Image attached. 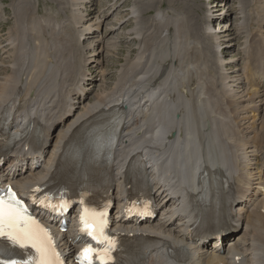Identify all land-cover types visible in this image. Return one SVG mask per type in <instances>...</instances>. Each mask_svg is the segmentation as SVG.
Here are the masks:
<instances>
[{"label":"bare ground","instance_id":"6f19581e","mask_svg":"<svg viewBox=\"0 0 264 264\" xmlns=\"http://www.w3.org/2000/svg\"><path fill=\"white\" fill-rule=\"evenodd\" d=\"M14 8L15 25L9 31L14 35L5 46L10 47L7 55L0 59V125L4 113L14 106L11 132L19 140L0 177L11 179L25 196L54 176L63 162L69 164L70 177L93 168L103 151L97 138L111 131L106 125H89L100 114L114 112L120 126L112 150L114 195L128 199L131 167L149 164L152 172H145L160 211L153 222L139 227L125 222L121 214L115 218L121 232L147 233L162 244L129 264H264V121L244 129L238 117L247 115L249 106L239 108L234 93L238 84L245 83L248 104L254 103L252 111L262 109L264 65H257L253 74L245 71L243 79L223 74L216 83L210 72L198 69L203 65L202 51L189 41L193 30L186 18L160 12L116 86L103 88L95 102H87L89 94L81 81L88 79L86 67L92 58L80 60L76 52L80 38L99 34L94 31L109 15L99 16L92 25L87 22L79 38V31L66 23L39 18V7L35 9L31 0H17ZM83 15L73 16L76 26ZM115 30L110 26L111 33ZM213 31L208 26L207 38L216 37ZM104 42L105 38H98L85 47L98 57ZM5 47L0 44L1 51ZM230 71L232 75L228 65L225 72ZM230 86L235 88L229 90ZM77 135L84 140L72 144ZM22 158L23 163L18 162ZM199 173L202 180L197 184ZM199 197H205L212 217L207 230L230 239L225 253L215 251L217 240L203 247L208 239L204 234L194 241L188 238L190 228L200 220L194 209ZM77 213L73 210L70 219ZM59 237H64L59 240L64 256L74 264L71 251L76 247L70 235Z\"/></svg>","mask_w":264,"mask_h":264},{"label":"rangeland","instance_id":"374dc122","mask_svg":"<svg viewBox=\"0 0 264 264\" xmlns=\"http://www.w3.org/2000/svg\"><path fill=\"white\" fill-rule=\"evenodd\" d=\"M16 1L0 0V44L4 45V47L14 35V33L11 34L10 32L15 25L14 7ZM78 1L31 0L32 6L35 9L39 7L37 9L39 11V18L51 17L54 20L57 19L59 22L66 23L67 26L79 31V38L87 22L92 25L99 16L109 15L108 18L102 20L103 26L101 29L94 31L99 32V34L85 35L83 38H80V46L76 52V56L80 60L92 58L86 67L88 79L81 81L83 86L87 87L86 90L89 94L87 102L94 101L96 94L103 88L111 90L116 86L120 73L126 71L124 67L132 63L131 60L137 58L142 35L146 36L152 32L149 29L155 24L154 19L160 12L173 16L181 15V17L184 16L183 18H186L184 19L185 22L189 23L190 29L193 32L195 31L194 33H190L189 41L194 47L197 44L202 51L201 60L203 61V67L199 66L200 68L198 69L210 72L216 83L219 82L218 79L223 74L227 77L235 76L243 79L245 71L248 70L253 74L258 70L256 68L257 65H264V39L262 38V34L264 33V0ZM80 12H84L83 21L76 26L73 16H77ZM181 13H186V15H182ZM85 17H88L86 21H84ZM110 26L116 27L113 33L110 32ZM208 26L212 27L216 37L207 38L209 35L206 32ZM197 36L198 38H196ZM217 37H219L218 42L215 41ZM98 38H105V42L102 53L97 57L95 52H89L85 46H88L93 40H97ZM215 46L220 48L217 50ZM5 48V51L0 50V59H3L7 55L6 53L10 47ZM92 61L96 63H91ZM228 65H231V68H233L232 75H230L232 70L228 73L225 72V68H228ZM77 66L80 67V62L77 63ZM101 72L104 74L103 78H101ZM224 78H221L222 82ZM230 81L232 80L230 79ZM263 85L261 84V86ZM234 88L235 86H230L229 90H233ZM262 90L264 88L260 89V91ZM235 92L238 107L249 106L247 115L241 114L238 117L241 123L245 125L244 129L251 126V124L258 126L261 121H264V106L256 113L252 111L251 108L254 106V103L248 104L246 97L248 87L245 83L238 84ZM80 98L77 97L76 100ZM255 116L257 117L254 118ZM244 117L248 118L243 119ZM221 131L225 132V128Z\"/></svg>","mask_w":264,"mask_h":264},{"label":"snow or ice","instance_id":"6c2138e0","mask_svg":"<svg viewBox=\"0 0 264 264\" xmlns=\"http://www.w3.org/2000/svg\"><path fill=\"white\" fill-rule=\"evenodd\" d=\"M40 204L55 210L44 201H40ZM80 221L81 232H86L92 240L100 243L99 237L103 235L102 224L98 227L97 223L89 220L85 214L81 215ZM3 242L21 249L31 246L37 253L35 264H63V261L59 260V254L55 252L48 230L42 228L28 214V209L24 207L23 202L16 197L11 189L0 195V264H28L27 261L5 258L6 248L3 246ZM112 248V242L108 241V247L103 249L104 257L101 258V250L87 245L79 253V264H94L95 260H100V264H108Z\"/></svg>","mask_w":264,"mask_h":264}]
</instances>
